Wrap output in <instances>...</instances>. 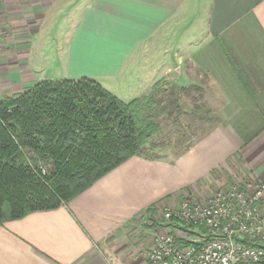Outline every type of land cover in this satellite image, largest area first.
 I'll return each instance as SVG.
<instances>
[{"label":"crops","instance_id":"obj_1","mask_svg":"<svg viewBox=\"0 0 264 264\" xmlns=\"http://www.w3.org/2000/svg\"><path fill=\"white\" fill-rule=\"evenodd\" d=\"M56 28L66 44L52 54ZM82 77L126 102L169 77L192 87L181 97L197 135L174 156H134L69 202L6 220L0 264H147L141 226L153 212L230 180L264 182V0H0V101Z\"/></svg>","mask_w":264,"mask_h":264},{"label":"trees","instance_id":"obj_2","mask_svg":"<svg viewBox=\"0 0 264 264\" xmlns=\"http://www.w3.org/2000/svg\"><path fill=\"white\" fill-rule=\"evenodd\" d=\"M191 89L155 84L126 102L82 77L41 81L0 101V224L69 202L134 156L158 158L171 142L152 140L160 118L178 125L174 142L183 151L195 137L179 122L187 114L180 97ZM41 161L54 170L43 175Z\"/></svg>","mask_w":264,"mask_h":264},{"label":"built area","instance_id":"obj_3","mask_svg":"<svg viewBox=\"0 0 264 264\" xmlns=\"http://www.w3.org/2000/svg\"><path fill=\"white\" fill-rule=\"evenodd\" d=\"M51 167V162L41 161L36 170L45 175ZM236 181L245 183L219 190L206 203L194 196L166 209L169 230L156 234L147 264H264V183ZM176 223L202 230L203 242L194 239V244L183 245L187 236L177 233Z\"/></svg>","mask_w":264,"mask_h":264},{"label":"rangeland","instance_id":"obj_4","mask_svg":"<svg viewBox=\"0 0 264 264\" xmlns=\"http://www.w3.org/2000/svg\"><path fill=\"white\" fill-rule=\"evenodd\" d=\"M59 12H60V10H59ZM57 16H59V13L57 14ZM57 16L55 18H57ZM59 17L63 18V16H59ZM54 20L55 21H53V23H52L53 26L55 25L57 19H54ZM56 25L65 26L67 24H65V25H64V23L58 24V22H57ZM54 29L47 35V44H49V46H50V44H53V46L50 47L51 48L50 50H51L52 54H53V52L55 54V51L57 50V45L59 43H62V44L64 43V45L66 44V36H67L65 34V32H61L57 28H56V31ZM50 50L48 52H50ZM50 56L52 57L53 55H50ZM50 59H48V60H50ZM43 61H44V63H46L47 59L43 58ZM52 65L54 66V68H58V60H57V58H55L54 61H52ZM44 67H46V65H44ZM48 67H50V65L47 66V68ZM47 71H48V73L52 72V70H50V69H47ZM64 80H69V79H64ZM164 80L162 79V83L157 81L155 84L162 85V89H165V90L168 91V90H170L171 87L174 86L173 78L169 77V78H166ZM151 88H149L150 90L148 89L145 92V94H147L148 91L150 92ZM145 94H143V95H145ZM143 95H141V96H143ZM180 98H181L180 101H183L182 102V104H183L182 107L187 111V114L184 115L179 121L180 124H181V127H182L181 132L183 131L187 135H189V132H194V136H196L198 131H196L194 129H193V131H190V130L188 131L189 126L191 125V122H192L191 128L194 127V126H197L198 124H200L198 121L195 122V120H192V118L189 116V114H190L189 112H191L192 107L194 106V103H192V101H190L188 96L186 97V99H184V97H183V99H182V97H180ZM205 113L208 116H214L213 113L210 110H208L206 107H204V105H203V108L200 110V114H201V117L203 116L202 118H204L205 121H207L208 119L205 117ZM197 117H199V115ZM156 121L159 123V125H161L162 129H161V131L159 132V134L157 136H154V138L152 140H154V141H162L164 139L166 142L169 143V141H168V138H169L171 140V142H170V144H167V147H166L167 152L166 153H170L172 156L176 155L178 153L177 145H175L177 143V138H178V133H177L178 131L176 129V128H178V125H171L170 120L166 119L164 117L160 118V119H158ZM205 121L203 123V126L207 125V122H205ZM175 129H176V131H175ZM176 136H177V138H176ZM175 138H176V143L174 142ZM158 152L162 153L163 149L158 150ZM51 170H54V166L53 165L51 167ZM48 174H50V173L47 172L45 175H48ZM250 181H253V180H250ZM236 182L237 181H235V180H230L227 183H223L222 185H220L216 189L215 194L219 190H221L223 188H226L229 185H232V184H234ZM244 183L245 182L242 183V182L239 181L236 184H244ZM189 197L193 198L194 196H190V195L189 196H184L181 199H178V201L176 200L175 203L171 204L172 206H169L166 203L165 206H163V207L161 206L162 208H160L158 210V212H156V211L153 212L150 215V217H148V219L145 221V223H142V226H141L142 227L141 228L142 231H146L147 232L146 236H148L150 238L149 242H150L151 246L149 248H147L148 251H150L155 245L156 234L160 233V232H167L169 230L168 226H170V225L167 224V221L164 220V213L166 212V209H170L169 207H171L172 209L173 208H177V205H178L179 201L186 200ZM211 199H212V197H209V198H206V199L201 198V197H197V200H199L202 203H206V202L210 201ZM5 211H6V213H8V207L7 206L5 207ZM176 225L178 227L177 233L179 235H186L187 236L185 238H182L183 242H187V243L190 244V243H193L194 239L197 242H203V240L205 238V234H204V232L202 230H195V229L190 230V229L186 228L184 225H180V224H177V223H176ZM147 262H148V259L146 258V263Z\"/></svg>","mask_w":264,"mask_h":264}]
</instances>
